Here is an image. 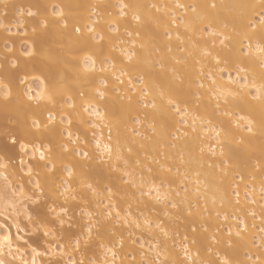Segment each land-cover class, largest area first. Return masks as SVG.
<instances>
[{"label":"bare ground","instance_id":"6f19581e","mask_svg":"<svg viewBox=\"0 0 264 264\" xmlns=\"http://www.w3.org/2000/svg\"><path fill=\"white\" fill-rule=\"evenodd\" d=\"M121 3L129 5L125 9L127 15L123 17L119 15ZM178 3L185 7H176ZM213 3L217 5L216 8L210 7ZM54 5H59L63 9L68 24L66 29L54 23L58 19L52 16ZM192 7L196 8L195 13L191 11ZM21 9L25 11L31 9L40 15L21 17L19 15ZM259 11V0H0V23L11 29L10 34L0 28V73L9 67L8 62L11 59L19 58L21 74L27 64L28 69L35 66L46 74L53 73L59 80L60 75L57 73L60 66L45 60L40 54L41 48L51 56L69 62L68 78L63 81L69 91L66 95L56 97L54 109L56 122L59 125L60 111L72 113L73 124L70 130L73 138L79 137V146L87 150L90 157L85 159L66 155L63 159L64 164L76 165L77 178H74L72 184L74 190L72 194L76 199L69 198L65 202L64 197L58 195V192L62 191L61 176L66 175L58 174L50 178L45 185L47 202L51 204L54 200L57 205L64 204L69 208L68 215L75 222L71 229L75 233L73 239L81 237L80 226L86 225L87 222L85 213H100L103 204L108 202L104 193L106 185L114 186L112 201L121 210V216L131 212V216L127 217V223L116 218L106 221L100 216V236L94 233V238L86 245L82 241L81 251L75 254L77 259L83 256L86 261L95 260L97 264H104L107 259L110 264L111 253H106V248L100 247L103 240L106 247L114 246L117 264L121 261L123 264H131L133 256L136 258L135 264H150L156 258V251L161 253L159 259H167L169 264H181L185 259L183 251L185 245L189 248L190 255L197 260V264H211L217 259V254L227 255L232 264H253L257 257L264 260V232L261 231V228H264V102L253 99L247 94L249 89H243L238 95L228 97L225 103L223 97L217 99L210 90L212 85L209 78L211 75L218 84L225 83L228 73L235 78L239 67L246 69L240 76L247 75L249 83L255 82L258 85L261 82L264 67L261 66L258 56L243 54L247 51L249 42L244 38L245 33L251 37L253 48L261 42L260 29L252 33L246 27L252 16ZM45 14L49 19V30L41 38H37L33 36L31 30ZM134 14L142 17V24L136 23L133 19ZM21 20L25 27L18 29L17 24ZM193 22L197 29L211 23L216 31L230 38L221 45L222 37L208 36L198 30L195 33L186 30L185 25ZM89 26L95 28L97 37L100 35L104 37L102 42L91 39L93 34L87 31ZM75 27L81 29L80 34L74 32ZM25 31L28 33L27 36L23 34ZM5 32L10 35H5ZM15 32L18 35H15ZM129 32L132 33L131 36L128 35ZM169 34L171 39L168 38ZM177 35L184 43L177 40ZM34 41L37 49L34 57H23L22 46L27 49ZM193 43L197 45L195 49L192 47ZM133 44L136 59H139L151 74L150 77H146V81L162 83L164 91L179 104L182 112H186L183 118L168 108L169 96L166 95L161 100L159 89L156 88L149 89L150 95L146 102L150 103L155 97L158 108L143 107L145 101L138 92L130 93L126 85L120 86L115 83L109 64L104 65L109 71L103 73L99 71L101 67L99 59L95 71L84 73L85 54L98 52L103 47L104 56L109 60L115 58L117 69L126 66L133 70L135 77L138 75L134 71L136 59L131 64L121 63L124 59L122 51L130 52ZM141 44L145 45L143 49L140 48ZM9 47L13 52L7 51ZM204 48L211 51L212 56H203ZM189 52L193 54L189 56ZM214 57L220 59L219 65L216 64ZM221 68L227 71L221 73ZM116 74L119 75V72ZM77 76L80 79H77ZM103 77H108L109 91L106 100L97 103L92 97L95 89L100 87L99 81ZM200 84L204 87H199ZM27 86L30 87L29 82ZM230 87L235 90L238 85ZM24 88L25 86L21 85L19 91L22 93ZM80 92H84V97L80 96ZM67 95L73 97L75 110L65 104ZM129 96L132 97L131 100L128 99ZM88 100H92L93 105L106 114L102 124L94 115L89 114L90 108L87 112L84 111V107L87 106L85 102ZM225 112L231 115L226 116ZM240 114L252 121V133L245 131L244 127H236L233 123ZM34 117L46 120L47 113L41 114L34 105L28 108L15 96L7 105L0 100V156H5L6 160L7 156L12 157L5 175H8L13 186L23 184L29 194L35 176L29 177L26 170L21 171L22 154H19L18 145L13 151L8 152L7 156L3 151V145L9 142L6 133L28 135L32 131L31 123ZM94 123L99 124V127H93ZM134 123L139 130L149 131V135L139 139L132 130ZM179 125L185 128L181 134L177 133L180 130ZM213 129L222 130L219 143ZM101 138V146L103 143H110L113 148L111 159L106 153L101 158V153L95 148L96 140ZM129 146L133 149L131 154L127 152ZM53 147L59 156V143ZM117 154L123 159L117 160ZM139 154L144 155L143 159L139 158ZM23 158L27 160V157ZM181 159L184 163H181ZM225 162L226 173L220 170L224 168ZM32 163L34 172L40 173L41 183L44 184L43 162H40V166H36L35 161ZM140 165L142 169L146 168V172L143 173L145 177L148 175L149 167L152 168L154 176L161 178H163L161 165L173 169L170 174L173 182L166 181L164 187L178 201L187 195V200L180 205L178 211L173 210L170 216H166L162 203L142 198L137 187L122 182L121 177L125 170L131 172L139 182L141 175L139 176L138 172L136 174L135 170L138 171L137 167ZM113 167L118 170H113ZM197 170L201 173L199 186L195 182ZM82 173L87 174V179L103 194L102 200L81 186L78 177ZM3 187L4 181L0 180V190ZM185 187L188 188L187 194L183 191ZM176 191L181 193L180 197L175 196ZM4 206V202L0 201V208ZM26 206L29 210L35 207L30 202H27ZM189 207L191 215L187 211ZM225 216L228 217L227 221L223 219ZM145 217L154 223L161 222L168 236L165 237L154 227L152 230L143 226L137 228L133 221L138 220L143 224ZM241 221L247 225L246 231L240 227ZM19 222L22 227L27 223L23 209ZM31 227L33 226L26 227L25 231L19 234L15 228L12 229L13 252L18 257L31 258L29 245L38 246L41 252H46L52 240L51 237H43L42 232H33ZM49 227L57 228L56 225ZM65 228H68V224H65ZM193 228L196 229L195 232ZM238 231L240 235L236 234ZM17 235L23 239L16 240ZM56 235L59 236L60 233L57 231ZM184 237H187V240ZM119 240H123L122 247L117 243ZM153 245H158V248L152 250ZM17 247L20 248L19 253H16ZM6 253L7 249L4 258L11 261L12 257ZM252 253L255 257L247 262L245 258ZM68 259V256L51 254L39 258L41 264H55L56 261L67 264ZM15 264H20L19 259Z\"/></svg>","mask_w":264,"mask_h":264},{"label":"snow or ice","instance_id":"6c2138e0","mask_svg":"<svg viewBox=\"0 0 264 264\" xmlns=\"http://www.w3.org/2000/svg\"><path fill=\"white\" fill-rule=\"evenodd\" d=\"M128 7L129 5L121 3L119 5V15L122 17L126 16L127 12L125 11V9H127ZM152 7L156 8L155 5H152ZM176 7L184 8L185 6L178 3ZM210 7L216 8L217 5L213 3L210 5ZM259 7L260 11L252 16L246 27L248 31L252 33H255L259 28L261 31V42L257 43L255 45V48H253L251 37L247 33H245L244 38L249 42L247 44V51L243 52V54L248 56H258L261 62V66L264 67V0H259ZM157 11H159V9H157ZM191 11L195 13L196 8L192 7ZM19 15L21 17H24L25 15L27 17H36L40 15V13L34 12L31 9H28L27 11L21 9ZM52 16L58 18L54 21V23L60 25V27L65 29L68 27L67 21L64 18V11L59 5L53 6ZM133 19L138 25L143 23L142 17L138 14H134ZM17 27L18 29L25 27L23 20L18 22ZM185 27L186 30L192 31L194 33L198 30L208 36L217 38L222 37L220 39L221 45L224 44L225 40L230 38L223 33L216 31L211 23L199 29H197L194 22L186 24ZM0 28H3L6 32H9L11 34V29L6 25L0 23ZM48 30L49 19L45 14L42 19H39L37 21L36 26H34L31 31L33 36L41 38L45 33L48 32ZM87 31L93 34L91 36L92 40L98 39V41L100 42L104 40V37L102 35L97 37L94 27L89 26L87 28ZM114 31L118 30L114 29ZM74 32L76 34H80L81 29L79 27H75ZM23 34L25 36L28 35L27 31H25ZM128 35L131 36L132 33L129 32ZM137 35H139V33H137ZM168 38L171 39L170 34L168 35ZM177 40H180L181 43H184L179 35H177ZM144 47V44L140 45L141 49H143ZM192 47L193 49H195L197 45L193 43ZM7 51L11 53L13 52V49L9 47L7 48ZM36 52L37 49L35 48L34 41L32 44H29L27 49L23 52V57L32 58L34 57ZM40 54L49 63L60 66L57 73L60 75L59 80L56 79V75H54L53 73L48 72L46 74L44 71L35 68V66H33L31 69H28L27 64H25V68L23 70V73L21 74L19 71V58L11 59L8 62L9 67L2 73H0V100H3L5 105H7V103L11 101L15 96L18 101L26 104L28 108H31L34 105L41 112V114L45 112L47 113L46 120H41L35 117L32 119V131H30L28 135L21 136L15 132H9L5 134L6 138L9 141L8 143H5L3 145V151L5 155L7 156V153L13 151L18 145L19 152L20 154H22V158L20 159L21 171L26 170V174L29 177L35 176V180L30 194L29 192L25 191V187L23 184H17L16 186H13L12 182L9 180L8 175H5V172H7L10 166L9 162L12 160V157L7 156L6 160L5 156H0V180L4 181V187L2 190H0V201H3L5 205L3 208H0V217H2V220H0V264H15V261L17 259H19L20 264H41L39 258L41 256L49 254L68 256L69 259L67 261V264H97V261L95 260L86 261L83 256H81L79 259L75 257V254L81 251L82 241L83 244L86 245L90 240L94 238V233H96V236H100V216H102L106 221H110L113 218H116L117 220H122L124 223H127V217L131 216V212H126L125 216H121V210L112 201V196L114 195V186L109 187L106 185L104 187V193L107 196L108 202L106 204H103V208L100 213H85V215L87 216V222L86 225L80 226L82 229L81 237L73 239L75 233H73L71 229L74 226L75 222L73 221V218L68 215L69 208L64 204L57 205L54 200L51 204L47 202L45 185L48 184L50 178H54L58 174H66L61 176L60 187L62 188V191H59L58 195L63 196L65 202H67L69 198H71L72 200L76 199L75 195L72 194L74 191L72 188V184L74 178H77L75 171L76 165L64 164L63 159L66 155L83 157L87 159L90 157V153L79 146L78 136L75 139L73 138V133L70 130L73 124L72 113L60 111L59 125L56 122L57 116L56 112L54 111L56 105V97L57 95H66L69 91V89L63 84V81L68 78V72L70 71L69 62L62 61L57 57L51 56L43 48L40 49ZM192 54V52L188 53L189 56H191ZM202 55L205 57H209L212 56V52L207 48H204L202 49ZM122 56L124 57L123 61H121L122 64H131L133 60L136 59L135 44H133V49L130 50V52L122 51ZM98 59L101 64L99 71L101 73L109 71L108 68L104 67L105 64H109L111 68V76L114 78L115 83L120 86L126 85L127 91L130 93L138 92L141 96V99L145 101L143 103V107H151L153 109L158 108L155 97L151 100L150 103L146 102L147 97H149L150 95L149 89L156 88L159 89V98L161 100H163L166 95L169 96V98L167 99V106L173 113L181 115L182 118L186 115V112H182L179 104L171 98L170 94L164 91V85L162 83H149L146 81V77H150L151 74L145 69V66L139 61V59H136V66L134 68V71H136L138 75L133 77V70H129L126 66L117 69L115 58L113 57L111 60H109L108 57L104 56V50L103 47H101L98 52H94L91 54L86 53L83 57L84 73L95 71ZM214 59L217 65L221 63L219 58L214 57ZM177 62L179 63V61ZM197 63H199V61H197ZM161 67L163 66L161 65ZM117 71L119 72V75L116 74ZM226 71L227 69L225 68L220 69L221 73H224ZM245 71V68L238 67L236 77L233 78L231 73H228L226 82L222 84H218L217 80L212 78L210 75L209 78L211 79L212 85V88L210 90L213 91V94L217 97V99H219V97H223L225 99V103H227L228 97L238 95L239 92L243 89H249L247 94L251 95L253 99H259L264 102V77H262L261 82L258 85L255 82L249 83L247 75L243 77L240 76V73H243ZM122 77H126L127 79L125 80ZM77 79H80V77L77 76ZM223 79L224 77L222 75L221 80ZM30 80L37 82L35 89L27 86ZM99 83L100 87L95 89V94L92 97V99L97 103L103 102L107 98V93L109 91L108 77H103L102 79H100ZM21 85L25 86L22 93L19 91ZM232 85H238V88L234 90L230 87ZM199 87L203 88L204 85L200 84ZM253 91L255 95H253ZM84 95V92H80L81 97H84ZM128 99L131 100L132 97L129 96ZM85 103L87 106L84 107V111L87 112L90 108L91 112L89 114L94 115L96 119L102 124L106 119V114L102 112L97 106H94L92 100H88ZM65 104L68 108H71L73 110H75L76 108V104L71 95H67ZM49 105H51V107H49ZM224 115L230 116L231 113L225 112ZM184 122L186 123L187 121L185 120ZM241 122L244 123L242 124ZM233 123L238 128L244 127L245 131H247L248 133L253 132L252 121L247 119V117L243 114L238 115ZM61 125L65 126L61 127ZM93 127H99V124L94 123ZM212 131L215 132V136L218 138L217 142L219 143V137L221 136L222 130L213 129ZM37 133H39V135H37ZM110 140L111 136H109V141ZM56 143H59V156H57V154L54 152L53 146ZM101 145L102 138L97 139L95 148L101 153V158H103V154L106 153L108 155V158L111 159L113 155V148L111 144L103 143V146ZM132 151V147H127V152L129 154H131ZM212 151L213 154H215L214 148L212 149ZM221 155H223L222 151ZM23 157H27V160H25ZM116 159L121 160L123 159V157L120 154H117ZM33 161L36 162V166H40V162H43L42 167L45 170L44 184L41 183L40 173L34 172V165L32 163ZM78 163L79 161H77V164ZM157 163H159V161H157ZM181 163H184L183 159H181ZM125 164H127V161H125ZM209 167H211V165H209ZM160 168L161 173L163 174V178H161V176H154L152 174V168L149 167L147 169V177L141 175L139 177V182H137L133 174L127 170L123 172L121 180L126 185L137 187L142 198L146 197L149 200H154L156 203H162L165 208L164 214L166 216H170L173 210H179L180 205L184 203L185 200H187V195H185V197L179 201L173 198L172 193L164 187L166 181L167 183L173 182L170 179V174H172L173 169L171 167H165L164 165H161ZM226 168L227 163L225 162L224 168L220 170L225 171L226 173ZM113 170L118 169L113 167ZM49 174H51V177H49ZM200 175L201 173L198 170L195 171V182L197 186L201 184V180L199 179ZM185 178L187 179V177ZM78 179L81 186L86 187L88 191L93 194V196H96L101 200L103 199V194H101L97 190V187L93 182H90L87 179V174L82 173L78 177ZM157 180H159V183H157ZM30 183H32L31 180ZM183 191L185 194H187L188 188L185 187ZM197 192H199V187H197ZM180 195L181 193L179 191L175 192L176 197H180ZM236 195L238 196V193H236ZM27 202H30L35 207L29 210V208L26 206ZM236 202L239 203V200H237ZM21 209H23V216L27 222L24 227H22L21 223L19 222ZM187 211L188 214L191 215L190 207L187 209ZM217 215H219V213H217ZM223 219L227 221L228 217L225 216L223 217ZM133 223L137 228L143 226L149 230H152L154 227L156 230H159V232L162 233L165 237L168 236V233L167 231H165L164 226L161 222L154 223L148 217H145L143 219V224H141L138 220H134ZM65 224H68V228H65ZM49 225H56L57 228L53 229L49 227ZM28 226H33L31 227V230L33 232H42L43 237H51L52 240L49 242V246L46 252H41L38 246L29 245L32 255L30 259H25L23 257L16 256V254L13 252L14 241L12 229L15 228L17 233L19 234L21 232H24L25 228ZM240 227L244 231L247 230V225L244 224L243 221L240 222ZM192 230L193 232L196 231L195 228H193ZM57 231L60 233L59 236L56 235ZM261 231L264 232V228H261ZM236 234L240 235V232L238 231ZM229 235H231V229H229ZM22 239L23 237H21L20 235L16 236V240ZM184 239L187 240V237H184ZM24 243L27 244V241H25ZM117 243L121 247L123 246V240H119L117 241ZM100 247L106 248V253H111L112 260L110 264H117V253L116 251H114V246L106 247L103 243V240H101ZM142 247L143 244H141V248ZM157 248L158 245L152 246V250H156ZM5 249H7L6 254L12 257L11 261L4 258ZM183 251L185 259L181 262V264H197V260L190 255V250L186 245L183 247ZM19 252L20 248L17 247L16 253ZM160 255L161 253L159 251H156V258L151 261L150 264H169V261L167 259H159ZM135 261L136 258L133 256L131 264H135ZM55 264H60V262L56 261ZM104 264H109V261L105 259ZM120 264H123V261H121ZM211 264H232V261L227 257V255L219 256L217 254V259L215 261H212ZM253 264H264V260H261L259 257H257V259L253 261Z\"/></svg>","mask_w":264,"mask_h":264},{"label":"rangeland","instance_id":"374dc122","mask_svg":"<svg viewBox=\"0 0 264 264\" xmlns=\"http://www.w3.org/2000/svg\"><path fill=\"white\" fill-rule=\"evenodd\" d=\"M4 34H5V35H10V34H8V33H6V32H5ZM14 34H15V35H18V34H16V32H15ZM25 50H26V48H25V46L23 45V46H22V51H25ZM4 51H5V49H4ZM21 55H22V54H21ZM29 83H30V87H36L37 82H35V81H29ZM135 124H136V123H134V126H133L134 128L132 127V128H133L132 130H133L134 133H136V134L138 133V134H137V137H138L139 139H144V138L146 137V135H149V133H150L149 131L145 132V131H143V130H139V129H138L139 127L135 126ZM179 128H180V130L177 131V133H178V134H181L182 131L185 130V128L182 127L181 125H179ZM19 154H20V153H19ZM143 156H144L143 154H139V158H140V159H143ZM144 160H145V158H144ZM146 162H147V160H146ZM138 163H139V162H138ZM136 164H137V163H136ZM140 164H141V163H140ZM137 168H138V171L135 170V173L137 174V172H138L139 176H140V175H143V173L146 172V171H145L146 168H143V169H142V168H141V165L138 166ZM139 169H140V170H139ZM22 221L24 222L23 219H22ZM254 257H255V255L252 253L251 256H248V257L245 258V259L248 260L247 262H250V261H251L250 258L252 259V258H254ZM249 260H250V261H249Z\"/></svg>","mask_w":264,"mask_h":264}]
</instances>
